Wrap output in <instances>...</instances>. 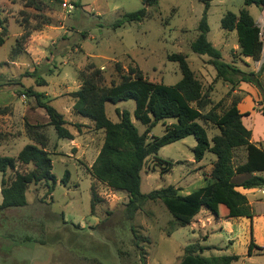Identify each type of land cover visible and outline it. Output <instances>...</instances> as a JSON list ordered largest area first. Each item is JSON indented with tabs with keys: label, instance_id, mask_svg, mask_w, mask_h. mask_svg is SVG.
Segmentation results:
<instances>
[{
	"label": "rangeland",
	"instance_id": "1",
	"mask_svg": "<svg viewBox=\"0 0 264 264\" xmlns=\"http://www.w3.org/2000/svg\"><path fill=\"white\" fill-rule=\"evenodd\" d=\"M41 1L44 10L37 11L28 6V0H0V17L8 28L0 46V152L16 158L25 145L34 143L27 125H46L42 131L48 138L56 184L52 193L45 183L31 184L27 206L0 211V264H182L186 247L194 243L209 248L198 252L199 256L238 255L240 259L233 264H264L261 190L248 194L250 200L260 202L253 204L256 216L252 226L249 219L220 217L205 208L191 224L181 226L161 200H146L129 219L128 194L99 183L90 173L103 145L104 132L73 110V93L82 83L80 72L89 65L102 70L108 87L119 84L122 75L136 67L152 82L175 85L182 78L178 63L168 60L175 53L187 56L204 92L209 93L214 105L219 103L217 111L228 109L238 95L226 82L216 81V71L208 64L207 56H198L190 48L199 34L204 10L201 0H160L157 6L148 8L144 21L117 28L114 24L122 16L143 7L141 0ZM244 1L211 2L208 39L222 52L224 61L251 72L261 69L264 52L259 61L245 58L240 55L237 32L221 27L222 17L228 12L238 14L245 7ZM247 9L264 40V8L252 5ZM25 27L30 34L22 41ZM42 80L44 85L39 86ZM28 89L43 93V100L64 115L74 140L58 137L54 127L48 125L46 111ZM117 109L133 114L135 101L107 103L106 113L113 122L119 121ZM132 121L144 133L146 126L133 115ZM173 122L175 119L159 122L151 135L163 136L165 125ZM206 129L210 140L220 133L212 124ZM196 144L195 137L188 136L161 148L159 156L175 163L164 175L149 158L141 172V192L148 194L173 185L180 194L187 195L203 187L205 179L211 177L216 156L207 152L201 162H196ZM245 159V150L238 149L233 163L237 166ZM31 169L18 163L6 178L13 179L16 172ZM67 172L69 181L65 185L62 180ZM2 178L0 173V183ZM92 187L102 199L94 214ZM219 212L226 213L227 209L219 206ZM252 239L263 250L254 248L249 256Z\"/></svg>",
	"mask_w": 264,
	"mask_h": 264
},
{
	"label": "trees",
	"instance_id": "2",
	"mask_svg": "<svg viewBox=\"0 0 264 264\" xmlns=\"http://www.w3.org/2000/svg\"><path fill=\"white\" fill-rule=\"evenodd\" d=\"M55 4H63L64 0H49ZM143 7L135 12L122 16L114 27H121L133 22H142L148 18V8L155 7L160 0H141ZM213 0H201L204 5L203 15L198 25V36L192 41L190 48L198 56H207L208 64L216 71V81L222 80L234 91L242 82L257 87L262 94L260 102L264 116V84L262 72L264 64L258 72H244L237 66L223 60L222 52L208 39L210 26L208 12ZM245 7L238 14L226 13L221 19V27L226 31H236L240 55L259 61L264 48L262 31L250 14L247 7L255 5L264 8V0H245ZM28 6L37 11L44 10L41 0H28ZM0 46L5 42L8 28L0 17ZM26 33L22 41L29 34L30 29L25 27ZM21 42L19 43V45ZM168 60L179 65L182 78L175 85H166L148 80L139 68H130L122 75L117 85H105L102 70L95 65H89L80 72L81 87L73 93L75 102L74 112L94 123L96 130L104 132V142L100 152L90 168L92 177L115 191L126 192L129 201L126 206L129 219H133L146 200H161L169 212L181 226L191 224L193 219L203 208L214 212L220 217L253 219L256 214L246 195L236 188L252 189L264 186V177L255 173L264 171V149L251 141L252 132L242 121L238 100H234L228 109L221 113L217 111L218 104L214 105L208 92H204L202 83L197 79L190 68L187 56L175 53L168 56ZM120 70V66L117 65ZM44 85V80L39 82ZM30 96L36 99L37 105L43 108L49 123L54 127L60 139L74 140V135L66 128L64 115L49 102L44 101V94L28 89ZM135 101L133 114L128 110H116L118 122H113L106 113V104H118L122 101ZM209 110L208 107H210ZM132 115L140 121L146 130L140 133ZM168 119L175 122L165 125L163 136L151 135L152 129ZM212 124L220 133L211 140L208 137L206 125ZM46 125H27L28 133L34 143L27 144L17 157L2 155L0 152V173L2 203L0 211L27 206V191L31 184L45 183L49 193H52L56 178L52 173V159L47 150L48 138L42 131ZM194 136L197 144L193 149L196 162H201L207 152L216 156L212 165L211 177L205 179V185L188 193L180 194V190L173 185L153 190L148 194L141 192V172L149 158L154 159L155 167L160 169L161 175L170 173L175 165L171 160L159 156V151L166 145ZM3 135L0 133V142ZM212 142V143H211ZM244 149L246 161L235 166L233 161L235 152ZM32 166L26 173L16 172L13 179L6 178L8 171H14L17 164ZM240 174H250L251 177L236 183L234 177ZM255 174V175H254ZM69 181V172L62 180L63 184ZM52 182V185H49ZM102 201L96 189L91 190V212L94 214L97 204ZM219 206L227 209L226 213L219 212ZM137 236H135V239ZM135 245L139 247L135 240ZM255 249L263 250L252 239L248 255H253ZM209 249L198 243L186 247V257L182 264H233L240 259L238 255L199 256L198 252Z\"/></svg>",
	"mask_w": 264,
	"mask_h": 264
},
{
	"label": "crops",
	"instance_id": "3",
	"mask_svg": "<svg viewBox=\"0 0 264 264\" xmlns=\"http://www.w3.org/2000/svg\"><path fill=\"white\" fill-rule=\"evenodd\" d=\"M263 52H262L261 57H263ZM245 58H249V57H245ZM259 70L257 69V70H253V71L257 72ZM243 71H245V70H243ZM262 80H264V74H263ZM263 83H264V81H263ZM232 92L234 95H238L240 97V102L238 104V109H239L240 113H242V114L249 113V116H244L242 118V121H243V124L252 132L251 141L253 143L257 144L259 147L264 149V116H263L262 112L260 111L261 105L259 103L262 101L261 92L254 85H252L250 83H246V82L240 83V85ZM257 124H259L261 127ZM245 161H246V159H245ZM255 174H258V175H261L262 177H264V171L261 173H255ZM249 177H251L250 174H240L239 176L237 175L234 177V181L239 184L242 181L248 179ZM263 187H257V188H252V189H245L243 187H237L236 189L239 192H241L242 194L246 195L248 198L249 193L254 194L255 192H258L260 190H261V193L264 194ZM248 200H249L251 207H253V204L260 203L259 200H257V199H254V201H252L248 198ZM254 218L252 220L249 219V220H251V226H252V222H253Z\"/></svg>",
	"mask_w": 264,
	"mask_h": 264
}]
</instances>
